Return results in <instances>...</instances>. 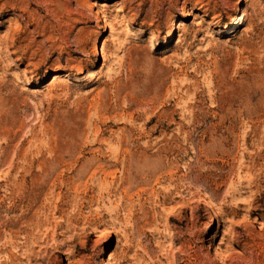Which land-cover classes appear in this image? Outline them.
I'll list each match as a JSON object with an SVG mask.
<instances>
[{"label":"rangeland","instance_id":"374dc122","mask_svg":"<svg viewBox=\"0 0 264 264\" xmlns=\"http://www.w3.org/2000/svg\"><path fill=\"white\" fill-rule=\"evenodd\" d=\"M0 264H264V0H0Z\"/></svg>","mask_w":264,"mask_h":264}]
</instances>
